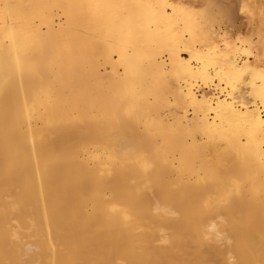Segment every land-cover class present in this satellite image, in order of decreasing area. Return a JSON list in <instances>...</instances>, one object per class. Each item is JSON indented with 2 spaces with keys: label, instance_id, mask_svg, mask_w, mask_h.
I'll list each match as a JSON object with an SVG mask.
<instances>
[{
  "label": "bare ground",
  "instance_id": "1",
  "mask_svg": "<svg viewBox=\"0 0 264 264\" xmlns=\"http://www.w3.org/2000/svg\"><path fill=\"white\" fill-rule=\"evenodd\" d=\"M0 264H264V0H0Z\"/></svg>",
  "mask_w": 264,
  "mask_h": 264
},
{
  "label": "rangeland",
  "instance_id": "2",
  "mask_svg": "<svg viewBox=\"0 0 264 264\" xmlns=\"http://www.w3.org/2000/svg\"><path fill=\"white\" fill-rule=\"evenodd\" d=\"M256 25H258V24H256ZM258 28H260V26L258 25L257 27L255 26L254 27V29L256 30V29H258ZM243 31V33H245V35H248V34H250V29H247V28H242L241 29V32Z\"/></svg>",
  "mask_w": 264,
  "mask_h": 264
}]
</instances>
